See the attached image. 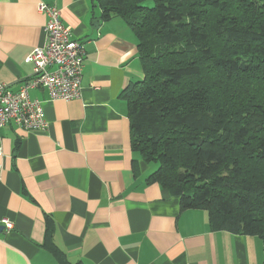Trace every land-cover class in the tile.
I'll use <instances>...</instances> for the list:
<instances>
[{"label":"crops","instance_id":"0c3cea01","mask_svg":"<svg viewBox=\"0 0 264 264\" xmlns=\"http://www.w3.org/2000/svg\"><path fill=\"white\" fill-rule=\"evenodd\" d=\"M57 7L85 48L80 96L41 100L46 126L0 127V264H262L256 235L212 230L204 209L146 181L155 167L132 150L126 100L142 78L136 37L119 17L99 18L93 0H0V82L16 91L32 74L26 56L47 42L45 13ZM4 226V225H3Z\"/></svg>","mask_w":264,"mask_h":264},{"label":"trees","instance_id":"16d2710c","mask_svg":"<svg viewBox=\"0 0 264 264\" xmlns=\"http://www.w3.org/2000/svg\"><path fill=\"white\" fill-rule=\"evenodd\" d=\"M93 2L136 37L143 75L121 95L146 181L264 249V0ZM52 237L46 217L44 245L72 264Z\"/></svg>","mask_w":264,"mask_h":264},{"label":"built area","instance_id":"2783aa9c","mask_svg":"<svg viewBox=\"0 0 264 264\" xmlns=\"http://www.w3.org/2000/svg\"><path fill=\"white\" fill-rule=\"evenodd\" d=\"M37 9L47 16L44 27L47 42L26 56V61L32 63L33 71L16 91L0 82V127L9 122L24 129L46 126L41 100L29 95L33 87L45 88L51 100L68 101L80 96L84 45L74 39L70 27L62 23L57 7L39 2ZM1 221L6 230L13 227L9 219Z\"/></svg>","mask_w":264,"mask_h":264},{"label":"rangeland","instance_id":"374dc122","mask_svg":"<svg viewBox=\"0 0 264 264\" xmlns=\"http://www.w3.org/2000/svg\"><path fill=\"white\" fill-rule=\"evenodd\" d=\"M144 4H146L147 6H152L153 5V0H144ZM149 166H153V167H156V163L154 162H150L149 163Z\"/></svg>","mask_w":264,"mask_h":264},{"label":"water","instance_id":"95a60500","mask_svg":"<svg viewBox=\"0 0 264 264\" xmlns=\"http://www.w3.org/2000/svg\"><path fill=\"white\" fill-rule=\"evenodd\" d=\"M4 226L3 225H0V229H2Z\"/></svg>","mask_w":264,"mask_h":264}]
</instances>
